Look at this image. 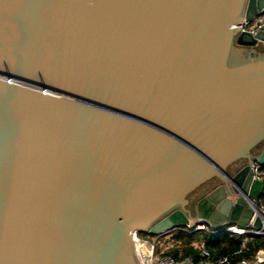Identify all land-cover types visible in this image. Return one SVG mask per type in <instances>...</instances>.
I'll use <instances>...</instances> for the list:
<instances>
[{
	"label": "water",
	"instance_id": "95a60500",
	"mask_svg": "<svg viewBox=\"0 0 264 264\" xmlns=\"http://www.w3.org/2000/svg\"><path fill=\"white\" fill-rule=\"evenodd\" d=\"M263 10L0 0V264H140L133 232L246 225L263 182L228 169L264 165V31L231 26Z\"/></svg>",
	"mask_w": 264,
	"mask_h": 264
},
{
	"label": "built area",
	"instance_id": "2783aa9c",
	"mask_svg": "<svg viewBox=\"0 0 264 264\" xmlns=\"http://www.w3.org/2000/svg\"><path fill=\"white\" fill-rule=\"evenodd\" d=\"M231 27H241L240 31H246L249 33H255L258 31H264V10L261 11L257 17H255L250 22H240L232 25ZM263 165H260L257 162H253L250 167L253 173V180L263 181L264 170L262 169ZM259 200V199H258ZM262 203V202H261ZM264 204V203H263ZM259 205L256 202V205L253 208V212L246 225L241 226L238 224H227L217 231H225L230 234L241 235L245 239L238 251L235 254L243 253L247 244L248 236H264V205ZM259 218L261 222L260 227H255L253 225L255 219ZM204 229L208 227L203 224H195L191 228H185L183 230L189 229ZM133 243L135 248V254L138 257L140 264H175L177 261L170 255L165 253V249L157 250V241H149L148 239L142 238L138 232H133ZM139 245V246H138ZM141 245V246H140ZM144 246V250L141 247ZM194 246L199 247L198 258L188 257L186 260L190 264H250L252 259H241L237 262L230 263L228 256H220L217 259H212L211 254L203 247L202 243H194ZM257 256V255H256ZM257 259H260L257 257ZM262 260V259H260Z\"/></svg>",
	"mask_w": 264,
	"mask_h": 264
},
{
	"label": "trees",
	"instance_id": "16d2710c",
	"mask_svg": "<svg viewBox=\"0 0 264 264\" xmlns=\"http://www.w3.org/2000/svg\"><path fill=\"white\" fill-rule=\"evenodd\" d=\"M262 169L264 170V165ZM262 182L263 191L260 197L264 198V177ZM244 239L241 235L217 231L210 227L206 230H196L194 228L189 230L181 229L174 231V234L171 236V241L174 244L168 250L166 248L165 253L170 254L176 261L185 260L188 257L197 259L199 247L194 246V243H202L203 247L211 254L212 259L228 256L230 263L237 262L243 258L257 259V251L264 249V236H248L243 253L235 254L240 249ZM158 249L159 247L157 246Z\"/></svg>",
	"mask_w": 264,
	"mask_h": 264
},
{
	"label": "flooded vegetation",
	"instance_id": "af4514ba",
	"mask_svg": "<svg viewBox=\"0 0 264 264\" xmlns=\"http://www.w3.org/2000/svg\"><path fill=\"white\" fill-rule=\"evenodd\" d=\"M249 167H250V165L247 163L246 160H239L234 165H231L229 167L228 173H229V175L233 176L235 173L244 171L245 177H249V175H250V168ZM209 189H210V184L208 183V184L204 185L201 189H198L197 192L195 191L196 192L195 197L194 198L189 197L190 202H192L194 199L198 200L199 198L203 197ZM201 192H204L203 193L204 195L201 194Z\"/></svg>",
	"mask_w": 264,
	"mask_h": 264
},
{
	"label": "rangeland",
	"instance_id": "374dc122",
	"mask_svg": "<svg viewBox=\"0 0 264 264\" xmlns=\"http://www.w3.org/2000/svg\"><path fill=\"white\" fill-rule=\"evenodd\" d=\"M263 200H264V198L259 197V200L257 201L258 204L259 205L263 204ZM173 234H174V231H169V232L163 233L160 236H155V235L147 234V233H140V236L142 238L148 239L149 241H152V242L158 241L156 244L159 247V249H166L167 248V250H168L174 244L171 241V236Z\"/></svg>",
	"mask_w": 264,
	"mask_h": 264
},
{
	"label": "crops",
	"instance_id": "0c3cea01",
	"mask_svg": "<svg viewBox=\"0 0 264 264\" xmlns=\"http://www.w3.org/2000/svg\"><path fill=\"white\" fill-rule=\"evenodd\" d=\"M175 264H188L187 260H180L177 261ZM250 264H264V260H260V259H252Z\"/></svg>",
	"mask_w": 264,
	"mask_h": 264
},
{
	"label": "bare ground",
	"instance_id": "6f19581e",
	"mask_svg": "<svg viewBox=\"0 0 264 264\" xmlns=\"http://www.w3.org/2000/svg\"><path fill=\"white\" fill-rule=\"evenodd\" d=\"M252 207L255 209V206L252 205ZM133 236V233H132ZM134 242V241H133ZM134 244V243H133ZM139 246V245H138ZM141 246V245H140ZM142 250H144V246L141 247ZM138 258V257H137Z\"/></svg>",
	"mask_w": 264,
	"mask_h": 264
}]
</instances>
